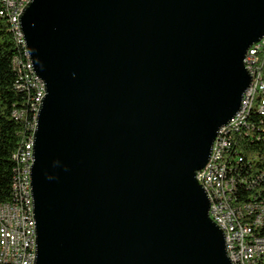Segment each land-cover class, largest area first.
<instances>
[{
    "label": "water",
    "instance_id": "95a60500",
    "mask_svg": "<svg viewBox=\"0 0 264 264\" xmlns=\"http://www.w3.org/2000/svg\"><path fill=\"white\" fill-rule=\"evenodd\" d=\"M44 85L35 264H232L196 175L251 84L264 0H30Z\"/></svg>",
    "mask_w": 264,
    "mask_h": 264
},
{
    "label": "built area",
    "instance_id": "2783aa9c",
    "mask_svg": "<svg viewBox=\"0 0 264 264\" xmlns=\"http://www.w3.org/2000/svg\"><path fill=\"white\" fill-rule=\"evenodd\" d=\"M9 15L17 17L23 11V0H8ZM23 36V35H22ZM246 70L250 73L251 84L243 95L241 109L228 125L221 128L218 134V143L212 146L210 158L207 163H214V171H206L205 167L196 175L198 183L207 192L210 202L209 215L212 221L224 233L226 253H231L234 264H264V190L253 196L252 204L234 205V200L228 199V191L240 189L251 190L258 180H264V172L260 176H245L238 169L241 158L237 155L230 159L228 164H217V151H227L231 144V135L248 122H242V112L245 107H251L254 96H262L259 103V113L264 121V38L253 45L244 58ZM35 76L38 83H42ZM19 91L27 87L16 81ZM45 93L32 98L33 103L40 107ZM13 117L23 118L24 113ZM28 168L25 174H18L17 188L14 197L9 202H0V252H7V260H0V264H35L36 256H31V234L36 229H28L29 215H27L26 181H31L30 154H33L34 140L27 138ZM234 160V162H233ZM18 165L19 162H13ZM221 172H230V184L220 185ZM249 174V173H248ZM261 193V195H260Z\"/></svg>",
    "mask_w": 264,
    "mask_h": 264
},
{
    "label": "trees",
    "instance_id": "16d2710c",
    "mask_svg": "<svg viewBox=\"0 0 264 264\" xmlns=\"http://www.w3.org/2000/svg\"><path fill=\"white\" fill-rule=\"evenodd\" d=\"M1 2L2 0L0 13L3 10ZM16 56L23 57L24 51L16 43L8 19L0 15V202H9L13 197L11 185L13 170L17 166L13 165V162H16L13 157L27 141L28 135L31 137L34 125V91L17 90L18 76L12 64ZM13 111L15 114L23 112V118L13 117ZM247 122L248 124L232 133L224 161L228 164L229 156L233 159L237 155L241 158L238 169L245 176L254 174V177L260 176L263 179L261 175L264 172V121L258 115L257 109L252 108ZM263 190L264 180H258L251 190L240 189L238 193L235 191L234 205H253L255 201H252V197L259 195Z\"/></svg>",
    "mask_w": 264,
    "mask_h": 264
},
{
    "label": "bare ground",
    "instance_id": "6f19581e",
    "mask_svg": "<svg viewBox=\"0 0 264 264\" xmlns=\"http://www.w3.org/2000/svg\"><path fill=\"white\" fill-rule=\"evenodd\" d=\"M29 1L30 0H23V8H25V6L27 5ZM1 3H2L3 10L0 13V15L8 19L10 29L15 36V41L18 45L22 47L24 51L23 57L16 56V58L12 62L13 67L18 76L17 81H20V73H21V84L26 86L27 90H33L34 91L33 97L37 98L39 97V93H45L44 85L43 83H38V81H36L35 76H33L34 74L33 66L28 56V53L25 50V41L22 36V32L20 30V23H19L20 19L9 15L8 0H2ZM259 103H262V96H254V101H251V107H245L244 112H242V122H247L252 108L257 109V113L258 115H260ZM32 111L34 112V125L32 128V134L29 140H34V132L36 129L37 115L39 111V108H37V103L32 104ZM218 134H221V129L219 130ZM214 143H218V136L215 139ZM224 156H225V151H217V164H225ZM13 159L16 162H19V166L17 165L13 170V181L11 185V193L14 197V192H16V188H17L18 174H25V171H27V168H28L27 142H25L19 148L18 154H15ZM32 164H33V154H30V166H32ZM206 171H214V163H207ZM229 173L230 172H221L220 185L230 184V174ZM206 195H207V192H206ZM233 195H235V191H228V199L233 200ZM26 203H29V207H27V215H29L28 229H36V221H35L34 213H33L31 181H26ZM36 249H37V236L36 234H31V256H36ZM227 256L230 262L234 264V258L233 256H231V253H227ZM0 260H7V252H0Z\"/></svg>",
    "mask_w": 264,
    "mask_h": 264
}]
</instances>
